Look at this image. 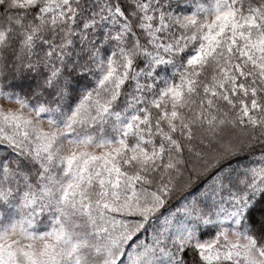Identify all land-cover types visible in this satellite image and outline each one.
I'll return each mask as SVG.
<instances>
[{
    "label": "snow or ice",
    "instance_id": "6c2138e0",
    "mask_svg": "<svg viewBox=\"0 0 264 264\" xmlns=\"http://www.w3.org/2000/svg\"><path fill=\"white\" fill-rule=\"evenodd\" d=\"M0 264H264V0H0Z\"/></svg>",
    "mask_w": 264,
    "mask_h": 264
}]
</instances>
